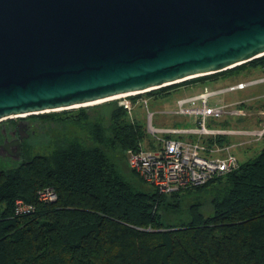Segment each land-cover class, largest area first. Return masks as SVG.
<instances>
[{"label": "trees", "instance_id": "16d2710c", "mask_svg": "<svg viewBox=\"0 0 264 264\" xmlns=\"http://www.w3.org/2000/svg\"><path fill=\"white\" fill-rule=\"evenodd\" d=\"M250 66L264 69V56L181 84ZM70 112L39 116L51 122L44 152L0 166V264H264V148L203 186L161 194L143 181L154 191L145 192L107 155L146 137L127 109L108 101ZM46 189L55 201L39 199ZM184 196L194 200L186 211ZM17 200L34 211L17 215ZM170 210L181 218L166 224Z\"/></svg>", "mask_w": 264, "mask_h": 264}, {"label": "water", "instance_id": "95a60500", "mask_svg": "<svg viewBox=\"0 0 264 264\" xmlns=\"http://www.w3.org/2000/svg\"><path fill=\"white\" fill-rule=\"evenodd\" d=\"M262 56L264 0H0V122ZM14 153L20 161L21 147Z\"/></svg>", "mask_w": 264, "mask_h": 264}, {"label": "rangeland", "instance_id": "374dc122", "mask_svg": "<svg viewBox=\"0 0 264 264\" xmlns=\"http://www.w3.org/2000/svg\"><path fill=\"white\" fill-rule=\"evenodd\" d=\"M257 62V61H256ZM257 66V65H255ZM255 66H250L249 68L242 69L238 73L224 74L219 77L197 81L196 79L188 81L185 83H178L176 86L169 90H165L162 93H141L138 96H128L122 97L119 99L111 100V102H116L118 105L122 106V102L126 101L131 105V109H127L129 118L132 121H138L139 124L143 127L146 134L145 139L140 143L139 147L145 149L157 148L159 146L158 137L155 135L152 136L148 132L149 122L154 128L157 129H181V128H192L202 125L201 120L195 117L194 115H181L177 113L178 102L183 97H188L196 94L206 92L208 90L220 89L227 86V82L231 81L232 83L247 82L254 80L259 77H264V71L262 69H257ZM257 69V70H256ZM255 72V73H254ZM264 93V83H260L254 86H250L245 90H239L231 92L222 96L212 97L208 100L207 106H231L234 102L238 101H251L256 97H261ZM137 99V100H136ZM261 104V103H260ZM259 106L244 104V108H247L249 111V116L242 119H235L230 116H219L217 118H210L207 121L209 127L214 128H225L231 130H240V129H260L264 121V103ZM92 106H84L81 108H90ZM234 106V105H233ZM191 108H201L203 103L201 101L192 103L188 105ZM79 108L68 109L71 111V114L77 113ZM66 110L50 112V114H61ZM47 113L37 114V115H28L26 117L14 118V120H26L36 125V135L31 137V139L26 143L24 151L29 153L30 156H34L37 153H42L46 149V145L50 140V135L48 131L50 130L51 122H48L46 119L39 117L44 116ZM152 114V118H149V115ZM12 120L7 119L0 122ZM56 135V132L50 133ZM82 135V134H81ZM162 138H166V135L161 134ZM183 139L189 140L199 144L203 148V153L208 156H216L220 154L231 153L235 155L239 161L242 163L248 158L255 156L262 148H264V136L261 139H256L254 137H247L241 135H223L218 137H210L208 135L202 136H188L184 135ZM130 150V149H129ZM129 150L127 154L121 152L120 150L107 151V155L118 165L123 176L136 188L143 190L145 192H154L153 187L145 184L138 175H136L129 163ZM132 150V149H131ZM186 193H181L182 195ZM191 202H194L193 197L185 196L182 201V210L186 211ZM212 208L210 205H206L204 210L206 212L210 211ZM172 210H175L172 207ZM171 211V210H170ZM182 214L184 219L188 218V215ZM163 218L167 224L168 219L171 218L173 223L174 219L181 218L180 216H175L171 212H163Z\"/></svg>", "mask_w": 264, "mask_h": 264}, {"label": "built area", "instance_id": "2783aa9c", "mask_svg": "<svg viewBox=\"0 0 264 264\" xmlns=\"http://www.w3.org/2000/svg\"><path fill=\"white\" fill-rule=\"evenodd\" d=\"M263 82L264 77L181 98L178 102L177 113L194 115L201 120L202 125L172 130L154 128L149 122L148 132L152 136L158 137L159 146L149 149L140 146L136 150H129L130 166L142 181L157 188L161 194L197 188L214 178L237 170L240 167V161L235 155L228 153L208 156L203 153V148L199 144L185 140L183 136L203 137V135H208L215 138L223 135H241L261 139L264 136V121L260 129L231 130L209 127L207 121L210 118L226 115L242 119L249 116V111L242 104L209 107L207 102L212 97L244 90ZM199 101L203 103V107H188V105ZM121 104L124 108L131 109L128 102L124 101ZM149 118H152V114L149 115ZM161 134L166 135V138H162ZM56 198L52 189H46L39 193V199L44 202L55 201ZM32 211H34L33 205L26 204L22 200L16 201L15 213L17 215L29 214Z\"/></svg>", "mask_w": 264, "mask_h": 264}, {"label": "flooded vegetation", "instance_id": "af4514ba", "mask_svg": "<svg viewBox=\"0 0 264 264\" xmlns=\"http://www.w3.org/2000/svg\"><path fill=\"white\" fill-rule=\"evenodd\" d=\"M36 125L26 120H8L0 125V166L14 161L17 146L21 147V157L26 143L36 135Z\"/></svg>", "mask_w": 264, "mask_h": 264}, {"label": "crops", "instance_id": "0c3cea01", "mask_svg": "<svg viewBox=\"0 0 264 264\" xmlns=\"http://www.w3.org/2000/svg\"><path fill=\"white\" fill-rule=\"evenodd\" d=\"M257 69H260V68H257ZM256 69V70H257ZM260 71H264V69L260 70ZM255 73V72H254ZM261 78V77H259ZM257 79V78H256ZM264 83V82H263ZM230 84H235V83H232L231 81H228L227 82V85H230ZM254 86V85H253ZM245 90V89H244ZM263 104L264 103V93L263 95H261V97H256L254 98V100H251V101H238V102H234L233 104H248V105H255V106H259V104ZM260 104V105H261Z\"/></svg>", "mask_w": 264, "mask_h": 264}, {"label": "bare ground", "instance_id": "6f19581e", "mask_svg": "<svg viewBox=\"0 0 264 264\" xmlns=\"http://www.w3.org/2000/svg\"><path fill=\"white\" fill-rule=\"evenodd\" d=\"M131 94H136V93H131ZM123 96H125V95H120V96H116V97H113V98H111V99H109V100H106V101H98V102H94V103H91V104H88V106H92V105H98V104H102V103H104V102H108V101H113V100H115V99H119V98H122ZM83 106H87V105H83ZM80 106H75V107H73V108H79ZM81 108V107H80ZM26 116H28V115H20V117H26ZM11 118H19V116H13V117H11ZM10 118V119H11ZM7 119H9V118H7ZM7 119H4V120H7ZM3 120V121H4Z\"/></svg>", "mask_w": 264, "mask_h": 264}]
</instances>
